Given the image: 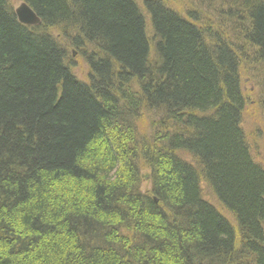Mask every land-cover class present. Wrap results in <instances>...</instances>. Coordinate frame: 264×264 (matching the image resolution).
<instances>
[{"label": "trees", "instance_id": "1", "mask_svg": "<svg viewBox=\"0 0 264 264\" xmlns=\"http://www.w3.org/2000/svg\"><path fill=\"white\" fill-rule=\"evenodd\" d=\"M19 1L42 24L0 0V264H264L240 71L264 94V0H191L223 32L189 0L185 16L162 0Z\"/></svg>", "mask_w": 264, "mask_h": 264}, {"label": "rangeland", "instance_id": "2", "mask_svg": "<svg viewBox=\"0 0 264 264\" xmlns=\"http://www.w3.org/2000/svg\"><path fill=\"white\" fill-rule=\"evenodd\" d=\"M9 1H11V4L14 6V8L19 7L20 3H21V1H19V0H9ZM144 1L145 0H135V2L137 3V5H139V7H142V2H144ZM189 1L191 2V6L194 7L198 12L199 17L197 19L200 20L198 22V25H199V27H201V29H203L205 31L207 29L206 26H211V27H214L216 29H219L220 32H223V30L221 31V27H220V25H222L220 22L221 18H219V16L217 15V12H216V15L203 13L200 8L196 7V5H195V3H193V1H191V0H189ZM208 2L212 5V7L215 6L219 10L225 11L228 9V8L226 9V6H223V2H221V1L209 0ZM162 3L165 6L169 7L170 9H175L182 16L183 15L185 16L187 14L188 8H186V7H189L188 0H182V1L162 0ZM141 10L143 12V15L146 17L145 19L147 21V33H148L149 37H151L152 32L150 29V21H148L145 10H143V9H141ZM208 10L210 11L211 9L208 8ZM230 31L231 32H229V35L227 36V40L229 41V43L227 41H225L226 44L225 43L224 44L227 46L232 45L235 47L239 46L240 44L242 45L243 41H239L238 39L237 40L234 39L236 37H239L241 33L239 34V31L232 30V29H230ZM49 32L54 37H57L59 39V41H61V38L59 36V33H60L59 31L52 29ZM70 34H72V32H70ZM86 48L89 49L90 46H86ZM69 58H70V61L73 63V75L78 80H80L81 82H86V77H87L89 69L87 68L85 61H83V59L80 57V54L75 49H69ZM242 65L240 68V71L242 73V84H243L242 87H243V93H244L246 100H247V103H248L247 104L248 107H247L246 112L243 116L244 117V123L242 124V128H244L245 132L248 133L251 137H254L253 139H254L255 146L258 144V146L254 147L255 161H257L258 163H260L264 167V112L262 111V109L260 107V104L262 102H264V94H262L263 93L262 88L257 87L258 84L262 83V77H261L260 73L259 74L255 73L253 75L252 74H245L244 69H242V67H243ZM143 119H148V120H146V121L143 120V124L139 126L138 131H137L139 133V135H144V133H143L144 128L147 130V132H149V129H150L149 124H150V122H154V120H155V118L154 119L146 118L145 116H143ZM147 174H148V171L145 169L142 172V175L145 178H144V181H143L142 186H141L142 192L145 194L148 193L149 190L151 189ZM202 186L204 188V197H206V200L208 202H210L211 204L219 207L217 200L215 199L214 196H212L208 187L205 186L204 184Z\"/></svg>", "mask_w": 264, "mask_h": 264}, {"label": "water", "instance_id": "3", "mask_svg": "<svg viewBox=\"0 0 264 264\" xmlns=\"http://www.w3.org/2000/svg\"><path fill=\"white\" fill-rule=\"evenodd\" d=\"M15 16H17L19 22L26 27H39V25L42 24L40 17L25 3H20V6L16 8Z\"/></svg>", "mask_w": 264, "mask_h": 264}]
</instances>
